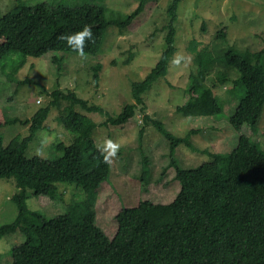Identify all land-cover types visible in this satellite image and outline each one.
<instances>
[{
	"label": "trees",
	"instance_id": "trees-1",
	"mask_svg": "<svg viewBox=\"0 0 264 264\" xmlns=\"http://www.w3.org/2000/svg\"><path fill=\"white\" fill-rule=\"evenodd\" d=\"M147 1L139 0L130 14L115 19L106 17L101 4L20 2L0 16V60L14 52L32 57L52 50L73 52L57 37L84 25H89L94 35V43H86L85 53L96 54L107 26L129 25ZM179 1L171 0L168 6L165 45L157 61L142 79L130 84L134 102L125 104L116 115L108 114L103 123L123 124L140 105L145 120L150 119L143 94L156 79L166 75L177 49ZM226 31L225 27L218 30L212 41L214 51L207 46L195 50L198 70L190 72L188 98L177 110L185 116L221 113L222 99L204 80L214 67L217 83L229 81L234 71L237 77L229 91L236 92L238 102L227 116L228 122L236 131L247 124L254 132L264 109V46L257 51L239 50L224 43ZM53 60L60 63L56 56ZM100 68L99 63L92 66L93 81L99 79ZM51 95L52 105L21 120L28 126L26 135L14 136L7 144L0 135V178L12 177L16 188L11 196L16 215L0 225V236L19 230L23 237L10 250L11 264H264V146L258 141L239 133L230 151L204 150L210 160L195 167H181L172 158L175 178L180 182L176 196L168 203L145 199L134 206L121 204L114 215L116 230L108 236L96 222V200L110 165L103 162L91 136L98 123L74 108L78 105L88 111L104 110L88 104L73 89H54ZM61 98L67 102L64 106ZM54 104L61 125L57 127V139H52L60 154L27 157L29 141L38 130L47 128L45 120ZM14 120L0 107V127ZM153 123L169 139L171 151L180 143L193 148L190 131L177 136L161 122ZM139 131L143 134L144 127ZM142 172H147L145 159ZM61 184L80 187L84 198L67 203L66 211L53 216L27 206L30 195L49 196L52 200L61 197Z\"/></svg>",
	"mask_w": 264,
	"mask_h": 264
},
{
	"label": "rangeland",
	"instance_id": "rangeland-1",
	"mask_svg": "<svg viewBox=\"0 0 264 264\" xmlns=\"http://www.w3.org/2000/svg\"><path fill=\"white\" fill-rule=\"evenodd\" d=\"M43 1L52 5L101 4L105 6L108 19L124 18L139 3V0H0V16L20 2L35 4ZM170 2L149 0L129 25L109 24L101 49L96 54L85 53L86 59L75 52L52 50L40 57L14 52L0 60V107L15 119L0 127L4 144L14 136L27 134L28 126L22 124L21 120L30 118L41 107L52 105L51 92L54 89L63 92L73 89L88 104L103 108L104 112L88 111L78 105L74 109L98 123L91 133L97 145L105 138L121 145L110 165L108 178L100 185L96 200V222L108 236H112L116 230L114 215L121 204L134 206L145 199L167 203L176 196L180 182L175 178L172 158L181 167H195L210 160L204 150L230 151L235 147L239 133L249 135L264 146V109L257 124L258 129L254 132L247 124L236 131L228 122L227 116L238 102L236 92L233 94L229 91L234 85L232 80L237 77L234 71L230 72L229 81L217 83L214 82V67L204 80L222 99L224 109L221 113L185 116L177 110V106L188 98L190 72L196 73L198 70L195 50L207 46L214 51L212 41L218 30L225 27L224 43L239 50L257 51L264 46V0H180L175 34L177 49L174 54L183 55L185 62L180 66L173 65V54L166 75L156 79L143 94L145 112L150 119L145 120L140 105L123 124L103 123L108 114L116 115L125 104L134 102L131 82L142 79L157 61L165 45ZM54 56L60 59L59 64L54 62ZM97 63L101 64L100 76L93 81L92 66ZM66 103L61 98V105ZM59 114L56 104L50 106L45 120L47 128L38 130L29 141L25 149L27 157L38 155L51 158L60 154L53 146V139H57V127L61 125ZM153 121L161 122L177 136L190 131L193 148L180 143L171 151L169 139ZM142 126L144 131L140 134ZM144 159L147 172L143 173ZM15 190L12 177L0 178V225L12 221L16 215V206L11 199ZM60 190L61 197L53 200L49 196L30 195L27 206L53 216L66 211L67 203L84 198L81 188L75 185L61 184ZM22 240L19 230L0 236V264H11L10 250Z\"/></svg>",
	"mask_w": 264,
	"mask_h": 264
},
{
	"label": "clouds",
	"instance_id": "clouds-1",
	"mask_svg": "<svg viewBox=\"0 0 264 264\" xmlns=\"http://www.w3.org/2000/svg\"><path fill=\"white\" fill-rule=\"evenodd\" d=\"M57 39L64 42L71 51L75 52L80 58L86 59L85 47L87 44L94 43V35L92 28L89 25H84L82 29L65 34L61 33ZM190 59V58H189ZM185 62V57L179 53L174 54L171 63L180 66ZM26 126V125H25ZM121 145L112 139L105 138L101 144L97 145V149L103 156V162L111 165L114 158L117 156ZM14 180V179H13ZM168 203V202H167Z\"/></svg>",
	"mask_w": 264,
	"mask_h": 264
}]
</instances>
